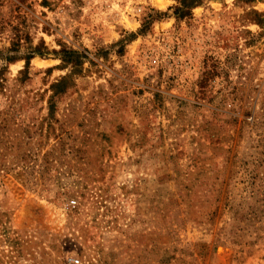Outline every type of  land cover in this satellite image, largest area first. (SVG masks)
<instances>
[{"label": "rangeland", "instance_id": "374dc122", "mask_svg": "<svg viewBox=\"0 0 264 264\" xmlns=\"http://www.w3.org/2000/svg\"><path fill=\"white\" fill-rule=\"evenodd\" d=\"M184 1L0 0V264H264V0Z\"/></svg>", "mask_w": 264, "mask_h": 264}, {"label": "trees", "instance_id": "16d2710c", "mask_svg": "<svg viewBox=\"0 0 264 264\" xmlns=\"http://www.w3.org/2000/svg\"><path fill=\"white\" fill-rule=\"evenodd\" d=\"M197 1H198V0H185L184 3H185V4H187V3H188V4H189V3H190V4H193V3L197 2ZM72 55H74V54H72ZM74 56H76V55H74ZM69 62H72V61H69Z\"/></svg>", "mask_w": 264, "mask_h": 264}, {"label": "built area", "instance_id": "2783aa9c", "mask_svg": "<svg viewBox=\"0 0 264 264\" xmlns=\"http://www.w3.org/2000/svg\"><path fill=\"white\" fill-rule=\"evenodd\" d=\"M74 263L78 264V263H79V261H74Z\"/></svg>", "mask_w": 264, "mask_h": 264}]
</instances>
